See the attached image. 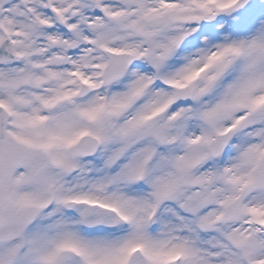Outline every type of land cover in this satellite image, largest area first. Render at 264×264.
<instances>
[{
    "label": "snow or ice",
    "instance_id": "snow-or-ice-1",
    "mask_svg": "<svg viewBox=\"0 0 264 264\" xmlns=\"http://www.w3.org/2000/svg\"><path fill=\"white\" fill-rule=\"evenodd\" d=\"M0 264H264V0H0Z\"/></svg>",
    "mask_w": 264,
    "mask_h": 264
}]
</instances>
